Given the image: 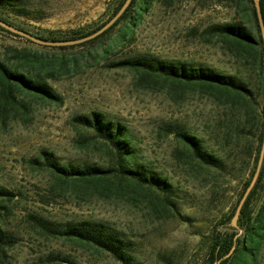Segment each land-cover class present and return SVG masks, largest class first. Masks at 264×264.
I'll list each match as a JSON object with an SVG mask.
<instances>
[{
  "label": "rangeland",
  "instance_id": "1",
  "mask_svg": "<svg viewBox=\"0 0 264 264\" xmlns=\"http://www.w3.org/2000/svg\"><path fill=\"white\" fill-rule=\"evenodd\" d=\"M118 1L21 0L28 18L7 19L33 36L67 40L108 22ZM236 18L231 0H153L123 42L117 34L126 18L93 43L63 49L0 31L4 61L17 62L14 51L29 49L66 59L68 73L78 65V72L69 77L55 69L61 78L50 83L61 104L34 103L25 121L10 116L5 125L0 123V187L17 195L6 203L8 212L1 223L13 234L15 244L0 249V264H121L93 247L44 236L29 222L30 213L54 223H105L131 241L133 264H207L212 229L237 208L247 179V171L239 166L252 139L246 109L236 105L229 110L198 89L160 83L146 87L135 74L110 65L137 56L184 62L231 75L255 91L257 74L250 61L234 57L216 34L207 32L210 27L237 23ZM106 50L111 54L102 59ZM91 112L130 131L139 165L169 182V197L179 215L155 208L145 196L102 197L92 189L57 184L47 170L30 164L47 152L65 167L106 166L103 146L73 122L74 117ZM173 132L196 138L204 151L222 160L224 170L199 166ZM262 186L250 206L252 217L261 204L264 177ZM234 229L242 241L244 231ZM241 246L231 264H250L254 259L253 264H264V239L257 251L250 238Z\"/></svg>",
  "mask_w": 264,
  "mask_h": 264
},
{
  "label": "trees",
  "instance_id": "2",
  "mask_svg": "<svg viewBox=\"0 0 264 264\" xmlns=\"http://www.w3.org/2000/svg\"><path fill=\"white\" fill-rule=\"evenodd\" d=\"M124 2L125 0L117 2L110 19L119 11ZM152 4L153 0H132L127 10L110 29L86 43H93L100 39L126 18V22L117 34L123 42L132 35L134 27ZM259 5L264 23V0H259ZM231 6L236 12L238 22L210 27L207 32L216 34L223 49L234 57L239 56L250 61L257 74L255 91L244 87L236 81L235 77L217 73L210 68L192 66L184 62L159 61L147 56L128 57L111 63L110 68L122 69L135 74L139 82L145 84L146 87L160 83L170 85L174 89H198L229 110L236 105L244 106L246 124L250 128L249 134L252 139L248 146L244 147L245 157L239 163L241 171H247V179L243 182L238 197L237 203H239L255 172L264 134V47L253 0H231ZM27 14L21 0H0L1 21L13 26L7 19L8 17L28 18ZM104 24L90 33L67 40L35 37L51 42L81 39L95 33ZM0 31L13 35L1 27ZM110 54L111 52L106 50L102 59H107ZM53 56L51 58L46 53L23 49L15 50L12 55V58L18 59L17 62L12 63L7 59L5 61L0 59V123L2 125L7 123L10 116L20 117L25 121L34 103L42 106L62 103L61 96L55 92L50 83L61 78V74L56 73L55 69L58 68L62 74L66 73L69 77L74 72H78V65L73 72L68 73L69 62L62 57ZM73 122L83 131L89 132L94 142L103 146L108 157V164L104 167H65L56 162L52 154L41 152V159L29 161L32 166L47 170L57 184H72L80 189H92L93 193L96 192L102 197H109L110 193L145 196L151 200L155 208L170 216L174 213L179 215L176 204L169 197L171 185L166 179L147 172L139 165L133 137L123 124L108 120L98 112L74 117ZM173 134L199 166L208 170H224L222 160L204 151L196 138L179 132H173ZM263 177L264 158L258 179L248 194L237 221V227L244 231L243 240L250 238L255 251L264 239V194L260 197L261 204L254 217H252L250 206L255 197L261 195ZM16 196L13 192L0 187V249L15 244L13 234L5 231L1 223L3 214L8 212L6 203L14 201ZM235 210L236 208L231 211L225 221H221L212 229L207 264H216L219 261V264H231L235 253L243 243V240L236 238L235 229L229 226ZM28 219L31 225L44 236L93 247L121 264H133L134 262L131 241L126 239L123 233L105 223L94 221L54 223L34 213H30ZM221 228L229 230L221 231ZM233 246H235L234 252L224 259ZM254 261L255 259L250 264Z\"/></svg>",
  "mask_w": 264,
  "mask_h": 264
},
{
  "label": "water",
  "instance_id": "3",
  "mask_svg": "<svg viewBox=\"0 0 264 264\" xmlns=\"http://www.w3.org/2000/svg\"><path fill=\"white\" fill-rule=\"evenodd\" d=\"M131 1L132 0H125V2L123 3V5L119 9V11L107 23H105L103 27H101L95 33H93V34H91L85 38H81V39H75V40H70V41L51 42V41L39 39L38 37H35V36L31 35L30 33L25 32L23 30L17 29V28H15V27H13V26H11V25H9V24L5 23L4 21H1V20H0V27L4 30L10 32L13 35L25 38V39L31 41L32 43L40 45V46L52 47V48L74 46V45H78L81 43L91 41V40L99 37L100 35H102L108 29H110L120 19V17L123 15V13L127 10ZM253 6L255 9L256 20H257L258 27H259L261 41H262L263 47H264V23H263L261 11H260L259 0H253ZM263 158H264V134H263L262 146H261L260 155H259V159L257 162L255 172H254L253 177L249 183V186L247 187V189L245 190L241 200L239 201V204H238V206L234 212V215L231 219V226L234 228L237 227V221H238V217L240 215V210H241L248 194L250 193V191L252 190V188L254 187V185L258 179ZM234 249H235V246H233L232 249L229 251V253L224 256V259L228 258L234 252ZM219 262H217L216 264H219Z\"/></svg>",
  "mask_w": 264,
  "mask_h": 264
},
{
  "label": "flooded vegetation",
  "instance_id": "4",
  "mask_svg": "<svg viewBox=\"0 0 264 264\" xmlns=\"http://www.w3.org/2000/svg\"><path fill=\"white\" fill-rule=\"evenodd\" d=\"M243 242H244V240H243ZM241 245H242V244H241ZM241 245L239 246V249H238V250H240V248L242 247ZM234 250H235V249H234ZM237 252H238V251H237ZM237 252L235 253V256H236Z\"/></svg>",
  "mask_w": 264,
  "mask_h": 264
}]
</instances>
